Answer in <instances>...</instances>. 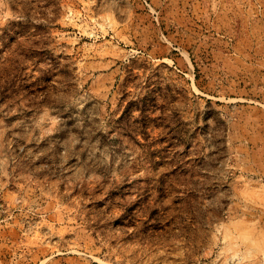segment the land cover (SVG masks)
Instances as JSON below:
<instances>
[{"label": "rangeland", "instance_id": "rangeland-1", "mask_svg": "<svg viewBox=\"0 0 264 264\" xmlns=\"http://www.w3.org/2000/svg\"><path fill=\"white\" fill-rule=\"evenodd\" d=\"M0 264H264V0H0Z\"/></svg>", "mask_w": 264, "mask_h": 264}]
</instances>
